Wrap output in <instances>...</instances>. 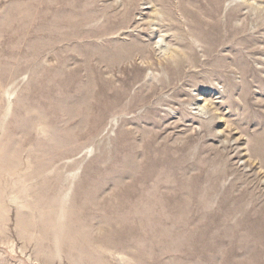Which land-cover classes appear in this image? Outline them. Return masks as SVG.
<instances>
[{"label":"rangeland","instance_id":"obj_1","mask_svg":"<svg viewBox=\"0 0 264 264\" xmlns=\"http://www.w3.org/2000/svg\"><path fill=\"white\" fill-rule=\"evenodd\" d=\"M183 1L0 0V264H264L249 218L229 211L239 195L264 203L248 152L264 121V0ZM185 6L206 8L199 28ZM169 56L190 61L178 79ZM149 138L190 157L185 185L211 210L123 216L139 170L121 159L143 163ZM199 150L220 176L192 179ZM169 183L156 191L171 208Z\"/></svg>","mask_w":264,"mask_h":264},{"label":"bare ground","instance_id":"obj_2","mask_svg":"<svg viewBox=\"0 0 264 264\" xmlns=\"http://www.w3.org/2000/svg\"><path fill=\"white\" fill-rule=\"evenodd\" d=\"M186 1V0H185ZM183 1V2H185ZM192 3V2H191ZM172 6V5H171ZM177 6V5H175ZM174 6V7H175ZM209 8V7H208ZM186 12L188 11V13L194 18L193 19V23L191 25H194V27H200L202 25V23L204 21H202V17L201 15L203 14L202 11L205 9H201V8H191L188 6H185ZM214 9V8H213ZM164 10V9H163ZM172 10V9H171ZM175 10V9H174ZM180 11V10H179ZM210 11V10H209ZM173 11H171L172 13ZM211 14V13H210ZM182 15V14H181ZM188 16V15H187ZM174 17V16H173ZM177 17V16H176ZM206 17V16H205ZM89 18V17H88ZM187 19V18H186ZM173 20V19H172ZM188 22V21H187ZM188 24V23H187ZM160 25V24H159ZM175 25V23H174ZM187 26V25H186ZM224 26V25H223ZM184 29V28H183ZM206 32V31H205ZM189 33V32H188ZM208 33V32H207ZM182 34V33H181ZM181 36V35H180ZM192 36V35H191ZM193 37V36H192ZM163 38V37H162ZM174 39V38H173ZM211 41H213L212 39L208 38V43H212ZM166 43V42H165ZM187 43V41H186ZM226 44V43H225ZM225 46V45H224ZM141 47V46H139ZM212 47V44H211ZM190 49V47H189ZM210 49V48H209ZM212 49V48H211ZM207 50V49H206ZM182 52V50H181ZM157 53V52H156ZM184 53V52H183ZM216 53V52H215ZM177 55V54H176ZM173 56V55H172ZM180 56V55H179ZM170 57V56H169ZM241 58V56H240ZM128 59V58H127ZM191 59V58H190ZM223 59V58H222ZM193 61H195V58L191 59ZM240 60V59H238ZM169 64H170V68H169V76L171 75L173 78L176 77V79L180 78L181 76H183L185 74V72L183 71V65L185 62H188L189 60H187L185 57H180V58H176V57H170L168 58ZM244 61V60H243ZM190 62V61H189ZM240 63V62H239ZM244 63V62H242ZM241 63V64H242ZM167 64V62H166ZM249 67V66H247ZM242 68V67H241ZM245 69V67H244ZM249 70V69H248ZM251 71V70H250ZM126 88V87H125ZM156 89V88H155ZM154 90H152L153 92ZM127 92V91H125ZM129 92V91H128ZM151 92V93H152ZM127 96V95H126ZM167 104V103H166ZM158 112V111H157ZM187 114V112H186ZM189 114V113H188ZM150 117V116H149ZM205 124V123H204ZM259 126H261L259 131L256 132H252L249 136V142H250V146L248 148V152H250V156L253 160H255L256 162H258V164L261 166V168L264 170V121H262ZM208 127V125H207ZM206 127V128H207ZM210 127V126H209ZM153 134H155V132H153ZM147 135V134H146ZM145 137V135H144ZM146 138V137H145ZM154 138H149V141L146 142L143 150H145L146 155H147V159L145 161H143V163H136V159H134L136 157L131 156V154L129 156H125L121 159V169H125V168H133L134 170L136 169V171L139 170L138 172V176L137 178L134 180V187L129 190V192H126L125 194H123L121 196V206L123 209H121L124 211L123 216H126L128 214L126 213H134V215H148L150 216V214L155 213L156 208H159L162 211H167V213H171V214H176L177 216H185V215H191L193 214V212H206L208 210L212 209L211 203L212 197L209 194V192L207 190H204V188L199 187V186H195L194 187L190 184V186H186L185 184L187 183V178H186V174L189 169H191V164L190 163V157H186L185 156H181V149H179L178 147H172L169 148L167 147H163V148H158L156 147L154 144L155 141L153 140ZM145 140V139H144ZM157 142V141H156ZM130 144L125 145L124 147V151H130L132 149L131 146H129ZM159 146V145H158ZM137 147V146H136ZM140 148V147H139ZM135 150V148H134ZM183 151V150H182ZM198 153V163H207V166H201L200 168H198L197 170L201 171V174L199 173L198 175H196L194 178H192L193 180L195 179V181H202L205 178L202 177V173L203 176H207L206 178H216L218 176H220L223 171L222 170H217L216 172H212V174L207 173L206 171H208V167L210 168V165H208L209 163L206 161H204L201 158V151ZM137 152V151H136ZM142 152V151H141ZM203 152V151H202ZM195 153V152H194ZM136 154V153H135ZM193 154V153H192ZM227 154V153H226ZM224 154V155H226ZM238 154V153H237ZM241 154V153H240ZM238 154V155H240ZM145 155V154H144ZM190 155V154H189ZM139 156V155H138ZM191 156V155H190ZM194 156V155H192ZM249 156V157H250ZM144 157V156H143ZM241 157V156H240ZM195 158V157H194ZM216 159V158H215ZM139 160V159H138ZM137 160V161H138ZM192 160V159H191ZM239 160V159H238ZM251 160V159H250ZM252 160V161H253ZM196 161V159H195ZM194 161V162H195ZM192 162V161H191ZM193 162V163H194ZM251 162V161H250ZM197 163V162H196ZM194 163V164H196ZM217 164V163H216ZM234 164V163H233ZM203 165V164H202ZM213 165V164H212ZM247 165V164H245ZM197 166V165H196ZM214 166V165H213ZM207 169V170H206ZM195 170V169H194ZM196 170V171H197ZM236 170V169H234ZM125 171V170H124ZM126 172V171H125ZM130 173V171H128ZM134 172V171H133ZM132 172V173H133ZM193 172V171H192ZM240 172V171H239ZM136 172H134V177H136ZM226 173V172H225ZM124 175V174H123ZM132 175V174H130ZM226 175V174H225ZM133 176V175H132ZM204 178V179H203ZM221 178V177H220ZM191 180V181H193ZM175 182L177 185L179 184L180 188H178V191H180L181 193H179L180 195L177 197V203L175 206L169 208L166 204L168 203L167 201L163 200V197L160 196V194L156 191V186L161 183V182H165L166 184L169 182ZM246 184L248 182H245ZM170 184V183H169ZM136 187V186H138ZM220 185V184H219ZM249 185V184H248ZM169 186V185H168ZM173 186V185H172ZM176 186V185H174ZM167 187V186H166ZM178 187V186H177ZM219 187V186H218ZM130 188V187H129ZM161 188V187H160ZM250 188V187H249ZM258 188V187H257ZM163 189V188H162ZM222 189V188H221ZM261 189V188H260ZM164 190H165V186H164ZM210 190V189H209ZM247 190V189H246ZM96 191V190H95ZM95 191L93 192L94 194ZM166 191V190H165ZM249 192V191H248ZM254 192V191H253ZM92 193V192H90ZM173 193V192H171ZM164 194V193H163ZM167 194V193H166ZM169 194V193H168ZM251 195V193H248ZM255 194V193H254ZM91 196V195H90ZM256 196V195H255ZM242 197V195H241ZM239 196H236L233 200H232V205L230 206V212L231 214H233L235 217H238L240 215H245L247 218H249V221L246 223L245 227V231L246 234L248 235V237L250 236L251 241L253 240V242H255L258 245H261L262 247H264V203L259 205L257 202H246L244 200H242V198ZM253 197V195H251V198ZM259 197V196H257ZM92 198V197H91ZM167 198V197H165ZM170 198V197H169ZM172 198V197H171ZM218 198V197H217ZM249 198V197H248ZM176 199V197H175ZM245 199V198H244ZM258 199V198H257ZM262 199V198H261ZM251 200V199H250ZM253 200V199H252ZM170 201V200H169ZM173 201V202H175ZM167 202V203H166ZM193 202L195 203H200L198 204V208H195L193 206ZM203 204V205H202ZM210 204V206H209ZM211 207V208H210ZM196 209V210H195ZM226 209V208H225ZM224 210V209H223ZM222 210V211H223ZM228 211V212H229ZM160 212V211H159ZM214 212V211H213ZM166 213V212H165ZM166 213V214H167ZM158 214V213H157ZM257 217V219H253V217ZM131 217V216H129ZM126 218H128V216H126ZM245 220V219H244ZM242 221V220H241ZM86 222V221H85ZM243 222V221H242ZM240 224V223H239ZM242 225V223H241ZM235 226V225H234ZM145 227V226H144ZM233 227V226H232ZM236 227V226H235ZM242 226H240L241 228ZM237 229V228H236ZM241 230V229H240ZM235 231V228H234ZM234 234V233H233ZM232 234V236H233ZM239 234V233H238ZM83 235V234H82ZM236 235V233L234 234ZM240 236V235H239ZM236 237V236H235ZM74 238V237H73ZM238 238V236H237ZM237 238H233V239H237ZM244 238V237H243ZM242 238V241L244 242ZM232 239V240H233ZM240 239V238H238ZM70 241V240H69ZM238 241V240H236ZM235 241V242H236ZM234 242V243H235ZM249 242V241H247ZM246 242V243H247ZM233 243V245H234ZM242 244V243H241ZM253 244V243H252ZM243 245V244H242ZM245 245V244H244ZM243 247V246H242ZM234 249V248H233ZM244 249V248H243ZM255 249V248H254ZM242 250V249H241ZM251 250V249H250ZM237 253V252H235ZM243 253V252H242ZM234 254V253H233ZM248 255V254H247ZM252 262L257 263L260 261H264V251H261L260 249L255 250L254 255L252 256ZM237 258V257H236ZM234 258V259H236ZM233 260V259H232ZM238 260V258H237ZM249 260V259H247ZM250 262V261H249ZM247 263V262H246ZM248 264V263H247ZM250 264V263H249Z\"/></svg>","mask_w":264,"mask_h":264}]
</instances>
